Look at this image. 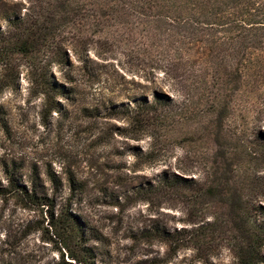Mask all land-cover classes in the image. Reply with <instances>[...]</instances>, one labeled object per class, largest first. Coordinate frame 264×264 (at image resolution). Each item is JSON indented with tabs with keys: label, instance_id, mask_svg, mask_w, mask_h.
I'll list each match as a JSON object with an SVG mask.
<instances>
[{
	"label": "rangeland",
	"instance_id": "rangeland-1",
	"mask_svg": "<svg viewBox=\"0 0 264 264\" xmlns=\"http://www.w3.org/2000/svg\"><path fill=\"white\" fill-rule=\"evenodd\" d=\"M34 2L0 9L36 20ZM73 7L54 15L63 64L18 52L0 17V264H76L50 227L66 210L89 264H264V36L243 56L220 37L168 48Z\"/></svg>",
	"mask_w": 264,
	"mask_h": 264
},
{
	"label": "trees",
	"instance_id": "trees-1",
	"mask_svg": "<svg viewBox=\"0 0 264 264\" xmlns=\"http://www.w3.org/2000/svg\"><path fill=\"white\" fill-rule=\"evenodd\" d=\"M32 6H38L36 20H33L32 15L16 18L0 9V17L8 21V28L16 31L15 43L12 45L23 54L32 52L35 46L39 49H55L59 64H63L66 59L56 43L57 31L63 23L57 24L54 15L57 13L65 23L74 24L76 17L81 14L78 7L75 9L73 6H85L82 17L88 23L91 19L96 20L93 26L97 27H105L106 22L111 20L121 22L133 18L139 26L144 27L147 34H151L155 42L161 41L159 38L165 39L168 48L175 41L187 45L200 41L206 48L214 51L218 49L214 47L218 40L231 55L240 53L243 56L251 49L257 50L255 46L261 43L264 36V33H260L264 30V0H35ZM5 37L7 35L0 33L1 42ZM10 38L12 36L9 40ZM4 42L10 44L7 40ZM46 79L43 80L48 84ZM159 102H155V105L160 104ZM171 182H160L158 187L161 192L169 186L178 185L176 181ZM14 190L25 195L27 203L31 205L51 206L49 200L38 198L34 191L28 194L24 188L14 187ZM5 192V188H0V194ZM50 227L61 238L68 259L76 264H89L87 258H81L69 248L70 242L83 243L84 234L67 210L57 221H50ZM250 257L247 256L245 264H249Z\"/></svg>",
	"mask_w": 264,
	"mask_h": 264
}]
</instances>
